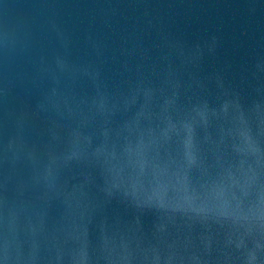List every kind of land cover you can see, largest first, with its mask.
Instances as JSON below:
<instances>
[{"label":"water","instance_id":"1","mask_svg":"<svg viewBox=\"0 0 264 264\" xmlns=\"http://www.w3.org/2000/svg\"><path fill=\"white\" fill-rule=\"evenodd\" d=\"M0 264H264V0H0Z\"/></svg>","mask_w":264,"mask_h":264}]
</instances>
